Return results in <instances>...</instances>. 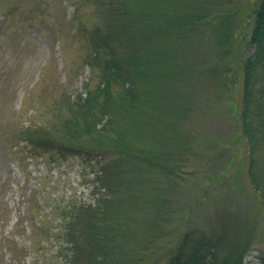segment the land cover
Masks as SVG:
<instances>
[{"label": "rangeland", "instance_id": "374dc122", "mask_svg": "<svg viewBox=\"0 0 264 264\" xmlns=\"http://www.w3.org/2000/svg\"><path fill=\"white\" fill-rule=\"evenodd\" d=\"M103 1L0 0V264H64L56 246L59 228L69 221L61 206L67 200L95 197L98 156L33 145L36 140L29 134L63 140L59 129L68 115L67 102L100 83L99 67L89 64L94 60L90 32L104 27L108 18V2ZM242 2L249 7L247 0ZM235 23L239 33L240 19ZM238 36L226 56L212 35L175 48L178 63L190 65L174 80L188 109L175 107L164 116L167 124L159 133V146L185 155L174 162L180 165L176 180L133 167L116 153H109L106 161L131 167L128 179L141 185L134 190L150 199L157 196L168 211L161 218L166 235L157 238L160 248L167 251L188 229L219 241L220 263L241 254L242 264H264V202L250 182L249 149L236 112L242 105V75L238 71L231 96L207 71L216 65L221 70L226 63L241 65L245 45ZM253 49L248 45L246 54ZM82 138L85 144L91 142L89 136ZM153 188L157 195H152ZM118 196L126 200L124 190ZM145 211L140 212L142 219L150 216ZM138 226L126 223L129 231ZM165 250L150 252L154 264L166 260ZM12 252L17 259L11 258ZM212 257L199 252L193 259Z\"/></svg>", "mask_w": 264, "mask_h": 264}, {"label": "trees", "instance_id": "16d2710c", "mask_svg": "<svg viewBox=\"0 0 264 264\" xmlns=\"http://www.w3.org/2000/svg\"><path fill=\"white\" fill-rule=\"evenodd\" d=\"M103 2H108V18L104 27H94L90 32L94 60L89 64L99 67L100 83L94 88L85 87L67 102L68 115L59 129L63 140L28 134L32 141L36 140L31 142L33 145L51 146L60 153L98 156L93 200H67L61 206V214L69 221V225L59 228L61 241L56 248L62 262L154 264L156 260L150 252L157 247L165 250L159 247L157 238L166 235L161 218L168 211L162 208L164 205L157 196L150 199L134 190L141 185L138 180L128 179L131 167L115 159L108 162L107 156L116 153L121 161L124 156L133 167L141 165L146 172L164 173L176 180L180 165L174 162L177 158L184 160L185 155L166 145L159 146L162 145L159 133L167 124L164 116L175 107L183 112L188 109L181 101L183 94L174 89L177 82L174 80L184 76L190 65L178 63L176 49L212 35L226 56L233 39L239 35V42L245 45L241 65L233 68L222 63L225 67L221 70L216 65L207 71L231 96L238 83V71L241 72L243 90L241 109L236 110L238 126L249 149L250 182L264 202V0H247L249 7L239 0ZM248 45L254 47L250 55L248 51L246 54ZM82 136H89L91 142L85 144ZM121 190L126 192V200L117 199ZM150 191L157 195L155 188ZM66 206L71 209L69 213L62 209ZM143 209L148 210L147 219H142ZM131 221L139 224V230L126 228ZM218 242L186 229L165 250L167 256L162 264H242L241 254L220 263ZM199 252L211 253L213 257L209 261L194 260ZM15 256L12 252L11 258L17 259Z\"/></svg>", "mask_w": 264, "mask_h": 264}]
</instances>
